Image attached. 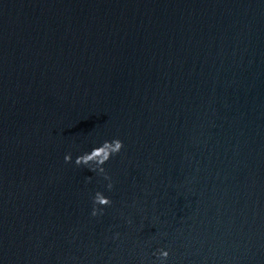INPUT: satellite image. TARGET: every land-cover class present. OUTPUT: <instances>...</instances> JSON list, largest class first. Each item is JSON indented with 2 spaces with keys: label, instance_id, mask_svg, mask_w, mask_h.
Returning a JSON list of instances; mask_svg holds the SVG:
<instances>
[{
  "label": "water",
  "instance_id": "obj_1",
  "mask_svg": "<svg viewBox=\"0 0 264 264\" xmlns=\"http://www.w3.org/2000/svg\"><path fill=\"white\" fill-rule=\"evenodd\" d=\"M0 264H264V0H0Z\"/></svg>",
  "mask_w": 264,
  "mask_h": 264
},
{
  "label": "clouds",
  "instance_id": "obj_2",
  "mask_svg": "<svg viewBox=\"0 0 264 264\" xmlns=\"http://www.w3.org/2000/svg\"><path fill=\"white\" fill-rule=\"evenodd\" d=\"M124 149V143L119 138L111 141H105L101 146L94 148L90 153H84L76 158L75 163L79 165L88 166L92 171H97L103 174L105 179L111 180L106 169L103 167L114 155H118ZM66 162L72 161L71 154L65 156ZM108 190H112L114 185L109 183ZM94 205L92 215L98 216L103 214V207L110 206L112 200L105 196L103 192L97 191L93 198ZM131 223V221H129ZM158 255L162 259H167L170 253L167 250L161 249Z\"/></svg>",
  "mask_w": 264,
  "mask_h": 264
}]
</instances>
